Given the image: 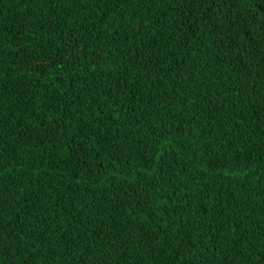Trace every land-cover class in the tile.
I'll use <instances>...</instances> for the list:
<instances>
[{"label": "trees", "instance_id": "1", "mask_svg": "<svg viewBox=\"0 0 264 264\" xmlns=\"http://www.w3.org/2000/svg\"><path fill=\"white\" fill-rule=\"evenodd\" d=\"M0 264H264V0H0Z\"/></svg>", "mask_w": 264, "mask_h": 264}]
</instances>
